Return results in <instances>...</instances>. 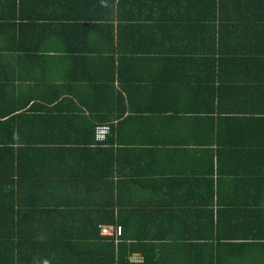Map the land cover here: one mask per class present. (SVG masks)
<instances>
[{
  "label": "crops",
  "instance_id": "1",
  "mask_svg": "<svg viewBox=\"0 0 264 264\" xmlns=\"http://www.w3.org/2000/svg\"><path fill=\"white\" fill-rule=\"evenodd\" d=\"M0 264H264V0H0Z\"/></svg>",
  "mask_w": 264,
  "mask_h": 264
},
{
  "label": "built area",
  "instance_id": "2",
  "mask_svg": "<svg viewBox=\"0 0 264 264\" xmlns=\"http://www.w3.org/2000/svg\"><path fill=\"white\" fill-rule=\"evenodd\" d=\"M110 132L109 124H99L95 127V140L103 142ZM100 233L109 236H119L121 234V227L115 225H100Z\"/></svg>",
  "mask_w": 264,
  "mask_h": 264
},
{
  "label": "trees",
  "instance_id": "3",
  "mask_svg": "<svg viewBox=\"0 0 264 264\" xmlns=\"http://www.w3.org/2000/svg\"><path fill=\"white\" fill-rule=\"evenodd\" d=\"M14 105H16V104H14ZM18 105V104H17ZM4 139H5V137H4ZM107 140V139H106ZM5 148V147H4ZM3 148V149H4ZM6 148H10V147H6ZM106 212V215H108V218H106V219H104V218H102L101 220H99V223H100V225H104V224H102L101 222H109V223H114L115 221H118L116 218H115V216H114V213H113V211L112 210H110L109 212L108 211H104V213ZM100 225H98V228H97V231H96V234H98V233H100ZM100 235H103V234H101L100 233ZM103 236H106V237H109V238H113L114 236H109V235H103Z\"/></svg>",
  "mask_w": 264,
  "mask_h": 264
}]
</instances>
